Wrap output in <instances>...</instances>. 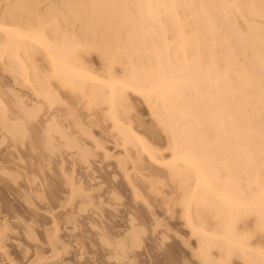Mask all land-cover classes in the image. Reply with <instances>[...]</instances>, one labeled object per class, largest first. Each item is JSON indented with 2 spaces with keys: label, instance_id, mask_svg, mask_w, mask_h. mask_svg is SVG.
<instances>
[{
  "label": "bare ground",
  "instance_id": "1",
  "mask_svg": "<svg viewBox=\"0 0 264 264\" xmlns=\"http://www.w3.org/2000/svg\"><path fill=\"white\" fill-rule=\"evenodd\" d=\"M130 93L164 151L130 124ZM76 104L88 128L108 122L114 145L135 154L138 179L150 164L164 170L143 181L149 194L173 185L201 264H264V241L254 245L264 240V0H0V151L27 140L39 161L64 148L86 164L78 132L110 155Z\"/></svg>",
  "mask_w": 264,
  "mask_h": 264
},
{
  "label": "rangeland",
  "instance_id": "2",
  "mask_svg": "<svg viewBox=\"0 0 264 264\" xmlns=\"http://www.w3.org/2000/svg\"><path fill=\"white\" fill-rule=\"evenodd\" d=\"M21 91L19 93L28 94L23 89ZM128 101L129 122L135 131L158 150L164 151L166 139L162 134L151 133V118L143 101L131 93ZM74 108L79 114V121L85 123L84 128H90L95 138L103 139H100L101 145L110 155L103 156L101 150L95 149L90 139L84 137H87L86 134H79L77 127L84 124L77 122V129L73 126L72 131L76 130L78 139L91 152L86 164L80 160L76 150L62 151L64 139L55 141L56 146L60 144L56 150H62L55 151L50 161L39 157L40 160L44 159L41 160L44 163L38 160L36 151L25 147L27 140L23 145L24 150L19 146L23 152L15 147L17 150L11 148L10 153L1 150L0 159L5 160L2 161L3 165L8 168L7 171L0 169V229L2 225L5 226L0 231V264H11L13 259L15 264H201L194 255L196 238L184 225L179 205L171 202L177 193L171 190L174 189L173 185L167 181L166 185L158 184V188L156 183L157 190L163 187L161 191L155 193L149 190L153 195L148 193L145 182L154 177L163 181L164 177L161 176L164 170L151 164L146 168L147 162L142 159L140 163L145 160L144 165L141 164L145 169L140 168L138 172L141 175L152 172L154 175H148L149 180L148 176L145 178L143 175L145 182L138 179L132 165L136 161L131 162L134 153H125L121 147L114 145L109 123L106 122L104 126L103 122L100 125L102 128L93 125L88 128L81 105L76 104ZM138 118L146 122L151 131L144 122L141 124L137 121ZM66 122L69 125L74 121L63 120L61 125L66 126ZM119 159L121 166H117ZM41 181L45 184L44 188L39 187ZM71 184L78 188H74L72 195ZM36 189L40 193H35ZM24 223L30 229V236ZM248 226L243 229H251ZM254 237L251 241L258 242ZM260 241L254 245L261 246L264 240ZM213 254L217 256L216 251ZM231 262L245 264L238 258H233Z\"/></svg>",
  "mask_w": 264,
  "mask_h": 264
}]
</instances>
